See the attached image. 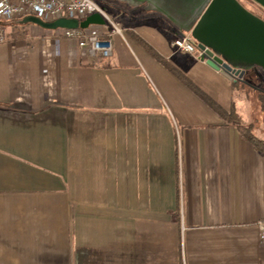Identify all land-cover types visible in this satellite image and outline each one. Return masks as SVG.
Returning a JSON list of instances; mask_svg holds the SVG:
<instances>
[{"label": "crops", "instance_id": "obj_1", "mask_svg": "<svg viewBox=\"0 0 264 264\" xmlns=\"http://www.w3.org/2000/svg\"><path fill=\"white\" fill-rule=\"evenodd\" d=\"M107 1L122 33L108 59L52 57L55 31L0 26V264H264V152L150 51L261 140L245 86L264 96V72L234 83L176 53L146 3Z\"/></svg>", "mask_w": 264, "mask_h": 264}, {"label": "water", "instance_id": "obj_2", "mask_svg": "<svg viewBox=\"0 0 264 264\" xmlns=\"http://www.w3.org/2000/svg\"><path fill=\"white\" fill-rule=\"evenodd\" d=\"M129 6L146 3L145 10L165 16L179 33H190L206 63L230 80L242 79L252 69L264 72V19L244 6V2L264 11V0H117ZM23 22L45 30L86 28L103 25L99 14L84 21L58 19L43 22L25 17Z\"/></svg>", "mask_w": 264, "mask_h": 264}, {"label": "built area", "instance_id": "obj_3", "mask_svg": "<svg viewBox=\"0 0 264 264\" xmlns=\"http://www.w3.org/2000/svg\"><path fill=\"white\" fill-rule=\"evenodd\" d=\"M92 14H99L103 25L89 24L86 28L57 29L52 42H43V48L49 50L52 57H58L61 46L64 45L68 54L87 55L91 58L108 59L112 53L111 37L122 35L113 18L100 6L96 0H0V22L23 19L31 16L43 22L58 19L84 21ZM3 40L0 31V42ZM171 46L176 53L206 61L204 51L197 48V42L188 33L176 36ZM234 79V77H233ZM259 238L264 243V220L258 223Z\"/></svg>", "mask_w": 264, "mask_h": 264}, {"label": "trees", "instance_id": "obj_4", "mask_svg": "<svg viewBox=\"0 0 264 264\" xmlns=\"http://www.w3.org/2000/svg\"><path fill=\"white\" fill-rule=\"evenodd\" d=\"M24 19V18H23ZM22 19V20H23ZM2 23V22H1ZM136 42L140 45H142L144 48H146L147 50H149V48L139 39H135ZM150 51V50H149ZM150 53L160 62L162 63L165 67H167L168 69H170L171 71H173L180 79L181 81L189 88L191 89L193 92H195L200 99L205 102L213 111H215L219 117H221L225 122H228L230 124H233L237 130L240 132V134L242 135V137L244 139H246L255 149H257L258 151L264 152V140H261L260 138L257 137L254 128L251 124V122L248 123H244L242 121V119L240 118L239 115H236L234 112L230 111L225 112L223 109H221L218 105H216L211 99H209L206 95H204L203 93H201L197 88H195L188 80H186L184 77H182L181 75H179L177 72H175L168 64L167 62L162 59L161 57H158L157 55H154L151 51ZM253 74L252 71H248V74ZM245 77L246 75L243 76L242 79H237L234 78L233 82L234 83H238L239 85H244L246 84L245 82ZM259 77V75H258ZM259 92V91H258ZM259 98H261L260 100V104L264 102V96L263 95H259ZM262 109V107H261ZM255 121V120H254ZM259 125H263L264 127V117L261 119V122H258Z\"/></svg>", "mask_w": 264, "mask_h": 264}, {"label": "rangeland", "instance_id": "obj_5", "mask_svg": "<svg viewBox=\"0 0 264 264\" xmlns=\"http://www.w3.org/2000/svg\"><path fill=\"white\" fill-rule=\"evenodd\" d=\"M99 4H100V6L110 15V13H109V11H108V9L107 8H109L110 10L112 9H114V7H115V5H113V6H111V4L107 1V0H96ZM107 7V8H106ZM111 16V15H110ZM112 17V16H111ZM114 17V16H113ZM17 20H19V19H17ZM17 20H12V21H10V22H0V26H2L1 28H4V27H7V26H9V25H12V24H15V23H17L16 21ZM114 20V19H113ZM115 22V21H114ZM24 25V24H23ZM26 25H29V26H34V27H37V26H35V25H32V24H26ZM115 25L118 27V25L115 23ZM13 26H15V25H13ZM119 28V27H118ZM17 29H22L21 27L20 28H17ZM179 34H181V33H179ZM246 81V80H245ZM248 81V80H247ZM254 85H252V86H255L258 90H261V91H263L264 92V84L262 83H253ZM248 86V85H247ZM247 86H245V90L248 92V94L249 95H251L250 97H251V99L250 100H252V99H254L255 98V101H257L258 103L261 101L260 99L261 98H259V95H260V91L258 92V91H255V90H249L248 88H247ZM241 88V87H240ZM256 104V105H258L259 106V104ZM249 113V114H248ZM245 114H248L249 115V117H252V118H257V117H259L260 115H261V111H258V109L257 108H255L254 106H252V107H250V106H248V109L245 111Z\"/></svg>", "mask_w": 264, "mask_h": 264}]
</instances>
